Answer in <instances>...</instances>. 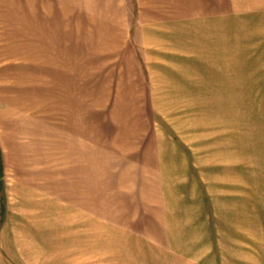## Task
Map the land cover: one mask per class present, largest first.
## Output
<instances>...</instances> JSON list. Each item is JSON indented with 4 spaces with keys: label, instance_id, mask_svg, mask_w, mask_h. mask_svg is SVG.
<instances>
[{
    "label": "rangeland",
    "instance_id": "374dc122",
    "mask_svg": "<svg viewBox=\"0 0 264 264\" xmlns=\"http://www.w3.org/2000/svg\"><path fill=\"white\" fill-rule=\"evenodd\" d=\"M211 2L0 0V264H264V0Z\"/></svg>",
    "mask_w": 264,
    "mask_h": 264
},
{
    "label": "crops",
    "instance_id": "0c3cea01",
    "mask_svg": "<svg viewBox=\"0 0 264 264\" xmlns=\"http://www.w3.org/2000/svg\"><path fill=\"white\" fill-rule=\"evenodd\" d=\"M198 1H202V0H198ZM231 1V3H230V5L233 7L234 5H240V6H243V5H250L251 3H249V4H243V3H233L232 1L233 0H230ZM212 6H214V7H221V5H222V0H212V2L210 3ZM262 4H263V2H262ZM203 6H206V5H208V3H206L205 2V4H202ZM248 7V6H247ZM238 11L236 10V13H237ZM221 17V14L220 15H218V17ZM150 24H152V21H150L149 22ZM236 53V52H235ZM237 54V53H236ZM237 57H238V54L237 55H233V65H237Z\"/></svg>",
    "mask_w": 264,
    "mask_h": 264
}]
</instances>
